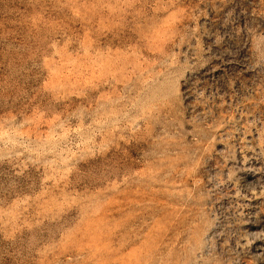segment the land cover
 Listing matches in <instances>:
<instances>
[{
  "label": "rangeland",
  "instance_id": "obj_1",
  "mask_svg": "<svg viewBox=\"0 0 264 264\" xmlns=\"http://www.w3.org/2000/svg\"><path fill=\"white\" fill-rule=\"evenodd\" d=\"M0 264H264V0H0Z\"/></svg>",
  "mask_w": 264,
  "mask_h": 264
}]
</instances>
